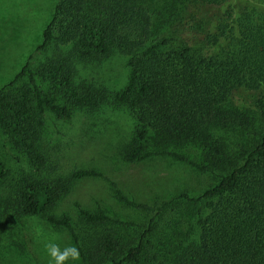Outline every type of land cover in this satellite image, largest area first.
Masks as SVG:
<instances>
[{
    "label": "trees",
    "instance_id": "1",
    "mask_svg": "<svg viewBox=\"0 0 264 264\" xmlns=\"http://www.w3.org/2000/svg\"><path fill=\"white\" fill-rule=\"evenodd\" d=\"M255 1L252 7H241L240 0H188L174 22L179 30L168 31L163 25L156 32L150 7L138 0H59L39 49L51 44L70 49L47 58L37 69L29 57L0 87V128L36 170L17 182L14 196L20 210L47 215L51 223L71 230L81 257L90 264L140 260L153 232L151 221L137 242L120 251L112 229L85 248L68 214L49 213L72 179L95 176L97 171L75 170L69 178L39 174L48 161L39 149L45 114L68 119L76 109L96 110L105 95L95 84L77 82L78 62L104 58L117 48L127 56L129 67L117 100L128 105L136 120L124 159L136 162L168 154L218 177L198 197L184 195L199 202L197 239L182 245L169 260L152 257L153 264H264V0ZM194 5L223 11L198 24ZM245 92L253 101L239 97ZM250 112L258 122L253 140L231 155L212 130L245 131L255 124ZM171 145L184 151L164 148ZM188 146L197 154L191 155ZM4 176L0 163V180ZM116 198L139 209L154 208L119 189ZM79 212L91 227L114 221L102 209ZM117 253L122 254L119 259Z\"/></svg>",
    "mask_w": 264,
    "mask_h": 264
},
{
    "label": "rangeland",
    "instance_id": "2",
    "mask_svg": "<svg viewBox=\"0 0 264 264\" xmlns=\"http://www.w3.org/2000/svg\"><path fill=\"white\" fill-rule=\"evenodd\" d=\"M59 0H0V87L8 83L31 57L34 69L47 58L67 52L70 46L51 44L39 49L44 28L53 16ZM146 3L154 17L155 31L161 26L170 31L179 30L177 16L188 0H138ZM241 7L255 0H240ZM260 4V3H259ZM261 5V4H260ZM192 10L198 24L214 20L221 15L215 6L194 5ZM176 21V22H175ZM175 22V23H174ZM195 28L196 22H194ZM77 82L95 84L105 95L96 110L76 109L71 118H58L51 112L44 116L39 139V149L48 161L39 174L46 178H69L75 170L94 169L99 174L72 179L67 192L51 210V214H68L74 233L87 248L94 237L112 229L122 251L140 239L141 233L151 221L153 232L145 244L140 260L124 264H153L152 257L169 260L177 250L189 241L196 240V223L199 202L185 198L198 197L217 180L212 172L199 170L168 154H152L129 162L123 157V149L129 142L136 124L134 113L127 104L117 100L127 84L129 67L127 56L114 48L104 58L79 61ZM248 102L253 95H239ZM255 122L245 131L235 132L214 128L212 133L220 137L231 155H237L242 147L250 146L257 127ZM165 149L184 151L178 145ZM196 155L193 146L185 148ZM0 163L5 176L0 180V264H55L48 255L47 244L61 249L76 247L73 233L66 227L51 223L47 215L24 214L14 196L17 182L27 174L35 173L22 149L0 128ZM116 189L137 203L153 206L152 210L129 206L116 198ZM103 210L114 221L88 226L81 220L80 209ZM116 220V221H115ZM118 259L122 254L117 253ZM65 264H90L80 255L79 260L69 259ZM104 264H110L105 261Z\"/></svg>",
    "mask_w": 264,
    "mask_h": 264
},
{
    "label": "clouds",
    "instance_id": "3",
    "mask_svg": "<svg viewBox=\"0 0 264 264\" xmlns=\"http://www.w3.org/2000/svg\"><path fill=\"white\" fill-rule=\"evenodd\" d=\"M48 255L54 260L55 264H65L69 259L77 261L80 258V252L76 247H65L61 249L56 244H47Z\"/></svg>",
    "mask_w": 264,
    "mask_h": 264
}]
</instances>
